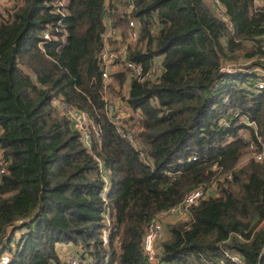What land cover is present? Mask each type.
I'll return each mask as SVG.
<instances>
[{
  "label": "trees",
  "instance_id": "obj_1",
  "mask_svg": "<svg viewBox=\"0 0 264 264\" xmlns=\"http://www.w3.org/2000/svg\"><path fill=\"white\" fill-rule=\"evenodd\" d=\"M7 1L0 13V251L10 264H63L72 247L83 249L80 264H148L142 241L153 219L211 186L217 194L190 207L188 220L164 225L160 260L219 264L228 251L244 264H259L263 254L264 264V160L237 169L251 143L264 146V90L255 92L257 76L244 73L264 55V0H219L222 17L210 0H133L140 32L126 59L147 71L162 57L163 66L155 82L124 69L111 77L118 89L128 86L137 148L105 111L115 86H104L97 60L104 0ZM126 23L125 14L115 17L122 32ZM240 60L253 62L221 72ZM53 99L88 114L89 147Z\"/></svg>",
  "mask_w": 264,
  "mask_h": 264
},
{
  "label": "built area",
  "instance_id": "obj_2",
  "mask_svg": "<svg viewBox=\"0 0 264 264\" xmlns=\"http://www.w3.org/2000/svg\"><path fill=\"white\" fill-rule=\"evenodd\" d=\"M213 4L218 16H223V8L219 0H210ZM259 5L260 0H255ZM134 10L133 0H104V18L103 26L104 32L102 35V46L98 52L97 60L100 66L101 80L106 86L110 83L111 77L117 74L120 70L124 69L128 72L129 78L136 79L138 82H155L163 72L162 57H155L151 63L150 68L144 71L141 65L129 62L126 59L128 50L133 47L138 40L140 32V24L137 19L132 18V11ZM58 12V10H57ZM125 14L127 16L126 31L123 35L120 33L119 28L114 26L115 17L117 13ZM4 16V15H2ZM43 40H50L51 35L48 31L43 33ZM257 64L250 69L244 70V73L254 74L257 76L255 82V92L264 90V55L254 60ZM242 68H238L236 65H227L221 69V72L227 74H233ZM121 93L120 101L107 100L105 98V111L110 122L116 127L118 134L125 139L130 145L137 148L134 142L132 131L130 129L131 122L130 117L133 116L135 120L138 115L133 113L127 103L129 89L127 85L118 89ZM52 105L60 112L61 115L65 116L72 128L78 132L82 138L83 143L88 144L91 120L87 113L77 108L68 106L64 101L60 99H53ZM228 127V125H224ZM247 150H253L255 153L253 159L261 162L264 159V146H261V150L257 148L254 143H251ZM6 173V164L3 159V154L0 149V179ZM207 188L201 187L191 191L186 195L184 200L157 217L151 222L146 235L142 241V248L146 256L148 264H164L159 257V251L156 248L157 242L162 239L164 222L166 218L177 217L183 214L189 215V208L196 206L200 199L208 197ZM105 197V194H102ZM19 222L16 223L18 225ZM264 223V220L261 224ZM108 226V223H107ZM106 231H108L106 229ZM107 233L103 235V244H107ZM80 255V254H78ZM223 258L219 261V264H244V259L241 255L223 251ZM68 260L64 261L63 264H80L81 259L76 253L67 255ZM11 256L8 252L0 251V264H10Z\"/></svg>",
  "mask_w": 264,
  "mask_h": 264
},
{
  "label": "rangeland",
  "instance_id": "obj_3",
  "mask_svg": "<svg viewBox=\"0 0 264 264\" xmlns=\"http://www.w3.org/2000/svg\"><path fill=\"white\" fill-rule=\"evenodd\" d=\"M10 7V3L7 1V0H0V13H4V11L6 10V9H8ZM120 13L121 12H119V13H117V15H116V17L117 16H119L120 15ZM119 31H120V33L123 35V33L125 34V32H122V29L120 30L119 29ZM255 60V59H254ZM253 61H251V60H240L237 64H236V66L238 67V68H244L245 66L247 67V66H249L251 63H252ZM110 84H112V86H115L114 87V92L115 93H112L110 90L108 91V94L106 95L109 99H111L113 102L114 101H117V100H119L120 101V97H118V94H117V92H118V86L114 83V82H112V83H110ZM234 114H236V113H234ZM130 122H132V120H130ZM243 122V119L241 118L240 119V123H242ZM132 124L133 123H131V126H132ZM224 125H226V123L225 122H222V126H224ZM131 126H130V129H131ZM135 126H133L132 127V129H131V131H132V134H133V132H134V130H135V128H134ZM224 127H226V126H224ZM240 134V133H239ZM242 135H244V136H246L247 134H246V132H242ZM133 136V135H132ZM85 144V146L86 147H89V145L87 144V143H84ZM137 145V144H136ZM253 150H247L246 152H245V154L242 156V158L240 159V162H239V164L237 165V169L238 168H241V167H243V166H245L246 164H247V162H249V160H251V159H253V157H254V154L255 153H253L252 152ZM264 160V159H263ZM262 160V161H263ZM261 161V162H262ZM223 178H221V180H222ZM215 192H217V189H216V186L214 187V186H211L208 190H207V195H208V197H210V196H214V194H215ZM189 218V215H185V214H183V215H180V216H177V217H171V218H166V220H165V222H164V224H168L167 222H171V223H174V222H178V221H185V220H188V218ZM187 218V219H186ZM108 223V225H109V222H107ZM11 230L8 228V232H10ZM164 231L165 230H163V235H162V239H164V238H166L167 237V234L165 233L164 234ZM108 234V231H106V229H104V232H103V234H102V237H103V235H105V234ZM19 235H20V233H16L15 234V239H14V241H17L18 240V238H19ZM102 241H103V238H102ZM66 246L65 245H62V246H57V248H62V249H64ZM70 248H68L67 249V253L68 254H70ZM64 251V250H63ZM82 252H83V249H81V248H75V247H72V253H76L77 254V256L78 257H80V259H81V254H82ZM67 254V255H68ZM78 254H80V255H78ZM64 256V261H66V260H68V258L69 257H67L66 256V253H65V251H64V254H63ZM65 263V262H64Z\"/></svg>",
  "mask_w": 264,
  "mask_h": 264
},
{
  "label": "crops",
  "instance_id": "obj_4",
  "mask_svg": "<svg viewBox=\"0 0 264 264\" xmlns=\"http://www.w3.org/2000/svg\"><path fill=\"white\" fill-rule=\"evenodd\" d=\"M260 4H261V3H260ZM260 4H259V5H260ZM216 194H217V192H215L214 195H216ZM187 218H188V217H187ZM187 218H186V219H187ZM167 223H171V222H167ZM165 225H166V224H165ZM61 249H62V248H61ZM66 251H67V250H65V253H66V256H67L68 253H67ZM62 257H63V252H62L61 258H62Z\"/></svg>",
  "mask_w": 264,
  "mask_h": 264
},
{
  "label": "water",
  "instance_id": "obj_5",
  "mask_svg": "<svg viewBox=\"0 0 264 264\" xmlns=\"http://www.w3.org/2000/svg\"><path fill=\"white\" fill-rule=\"evenodd\" d=\"M9 229L11 230V228H9ZM262 259H263V254H261V256L259 258V261H258L259 264L261 263Z\"/></svg>",
  "mask_w": 264,
  "mask_h": 264
}]
</instances>
